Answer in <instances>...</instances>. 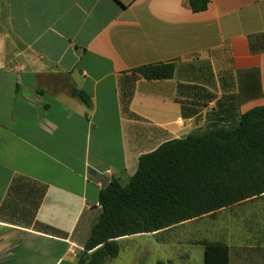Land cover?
Masks as SVG:
<instances>
[{
	"label": "crops",
	"instance_id": "obj_1",
	"mask_svg": "<svg viewBox=\"0 0 264 264\" xmlns=\"http://www.w3.org/2000/svg\"><path fill=\"white\" fill-rule=\"evenodd\" d=\"M209 1L0 0V264H78L112 180L264 106V0ZM248 251L230 264H264Z\"/></svg>",
	"mask_w": 264,
	"mask_h": 264
},
{
	"label": "trees",
	"instance_id": "obj_2",
	"mask_svg": "<svg viewBox=\"0 0 264 264\" xmlns=\"http://www.w3.org/2000/svg\"><path fill=\"white\" fill-rule=\"evenodd\" d=\"M209 0H188L194 13ZM144 79L169 80L175 65H147L135 70ZM87 105V94L74 91ZM264 196V106L244 114L233 126L195 131L161 145L140 158L127 185L114 179L100 192L102 212L78 264H106L120 254V240L158 235L189 221ZM204 264H230L224 241H200Z\"/></svg>",
	"mask_w": 264,
	"mask_h": 264
},
{
	"label": "rangeland",
	"instance_id": "obj_3",
	"mask_svg": "<svg viewBox=\"0 0 264 264\" xmlns=\"http://www.w3.org/2000/svg\"><path fill=\"white\" fill-rule=\"evenodd\" d=\"M127 238L120 240L119 257L106 264H204L199 242L207 239L225 241L233 252L244 244L247 251L253 248L260 253L264 251V196L158 235ZM233 262L238 264L235 258Z\"/></svg>",
	"mask_w": 264,
	"mask_h": 264
},
{
	"label": "built area",
	"instance_id": "obj_4",
	"mask_svg": "<svg viewBox=\"0 0 264 264\" xmlns=\"http://www.w3.org/2000/svg\"><path fill=\"white\" fill-rule=\"evenodd\" d=\"M178 124L182 125L183 124L182 120H178Z\"/></svg>",
	"mask_w": 264,
	"mask_h": 264
}]
</instances>
